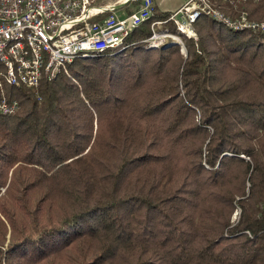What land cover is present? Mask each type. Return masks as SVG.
Segmentation results:
<instances>
[{"label": "trees", "instance_id": "obj_1", "mask_svg": "<svg viewBox=\"0 0 264 264\" xmlns=\"http://www.w3.org/2000/svg\"><path fill=\"white\" fill-rule=\"evenodd\" d=\"M209 1L259 25L147 48L155 6L38 89L2 77L0 264H264V0Z\"/></svg>", "mask_w": 264, "mask_h": 264}, {"label": "built area", "instance_id": "obj_2", "mask_svg": "<svg viewBox=\"0 0 264 264\" xmlns=\"http://www.w3.org/2000/svg\"><path fill=\"white\" fill-rule=\"evenodd\" d=\"M131 1L94 4L91 0H0V65L4 68L0 87L4 76L10 84L38 89L43 77L56 78L77 58L123 48L131 32L152 18L155 7L154 0H140L136 8L120 15L118 10L127 8ZM122 2L126 4L115 8ZM203 15L235 28L259 25L244 16L234 21L209 0H186L169 19L151 24L148 47L177 43L185 48L182 37L163 25L172 21L180 33L197 39L194 24ZM18 109V100H10L2 92L0 113L14 114Z\"/></svg>", "mask_w": 264, "mask_h": 264}, {"label": "rangeland", "instance_id": "obj_3", "mask_svg": "<svg viewBox=\"0 0 264 264\" xmlns=\"http://www.w3.org/2000/svg\"><path fill=\"white\" fill-rule=\"evenodd\" d=\"M116 0H108L105 4H107V3H113V2H115ZM169 0H164V2H165V4H168V5H171V3H167ZM131 4V3H130ZM213 6V5H212ZM215 7V6H214ZM157 8L160 10V11H162L160 8H159V6H157ZM217 8V7H216ZM134 8L132 7V5H130L129 7H127V8H125L124 9V11L125 12H128V11H131V10H133ZM222 11V10H221ZM227 17H229V18H231L232 20H242L241 18L244 16L245 18H246V20H248L249 21V19L247 18L248 16H247V14L245 13V12H242L241 13V16H237V17H231L229 14H227V13H225L224 11H222ZM260 22V27L259 28H262V29H264V21H259ZM160 28H162V27H160ZM173 44H177V43H171V45H173ZM171 45H169V46H171ZM163 46H166V45H163ZM162 46V47H163ZM146 47L147 48H155V47H148V43L146 42ZM185 47V46H184ZM158 48V47H157ZM183 48V47H182ZM120 48H115V49H112V50H119ZM183 50H185V48H183ZM0 72H4V68L0 65Z\"/></svg>", "mask_w": 264, "mask_h": 264}, {"label": "crops", "instance_id": "obj_4", "mask_svg": "<svg viewBox=\"0 0 264 264\" xmlns=\"http://www.w3.org/2000/svg\"><path fill=\"white\" fill-rule=\"evenodd\" d=\"M155 1V6H159V8L162 11H169L173 12L180 8L186 0H169L167 3H171V5L165 4L164 0H154ZM118 13L120 15H123L125 13L124 9L121 8L118 10Z\"/></svg>", "mask_w": 264, "mask_h": 264}, {"label": "water", "instance_id": "obj_5", "mask_svg": "<svg viewBox=\"0 0 264 264\" xmlns=\"http://www.w3.org/2000/svg\"><path fill=\"white\" fill-rule=\"evenodd\" d=\"M126 2L116 4L115 8H121Z\"/></svg>", "mask_w": 264, "mask_h": 264}]
</instances>
